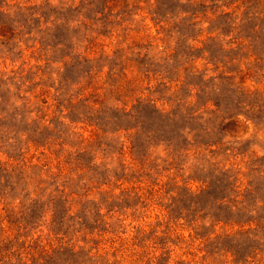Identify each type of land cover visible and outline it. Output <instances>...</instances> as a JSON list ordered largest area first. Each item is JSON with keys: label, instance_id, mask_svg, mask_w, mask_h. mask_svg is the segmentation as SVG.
<instances>
[{"label": "rangeland", "instance_id": "374dc122", "mask_svg": "<svg viewBox=\"0 0 264 264\" xmlns=\"http://www.w3.org/2000/svg\"><path fill=\"white\" fill-rule=\"evenodd\" d=\"M45 1L77 9L73 49L0 36V95L27 117L0 135V264H264V0L0 9ZM144 103L210 133L135 150L137 120L103 116ZM215 169L240 190L224 206Z\"/></svg>", "mask_w": 264, "mask_h": 264}, {"label": "trees", "instance_id": "16d2710c", "mask_svg": "<svg viewBox=\"0 0 264 264\" xmlns=\"http://www.w3.org/2000/svg\"><path fill=\"white\" fill-rule=\"evenodd\" d=\"M75 12L77 9L73 5H54L49 1L31 6H18L15 10L9 11L0 9V36L5 35L4 30L8 27L14 38L15 31H19L21 38L18 42H21L23 38L25 41L32 40L34 45L39 44L40 48L46 52L49 50H53V53L65 52L71 47L73 49V46H70L73 43L69 31L73 28V24L79 21V18H73ZM79 13L76 17H79ZM1 43L4 44V42ZM69 55L68 53L65 56ZM77 62L81 64L82 61L77 60ZM26 118L24 114L19 113V109L14 103H9L0 95V135L1 138L6 139L5 144L13 142L14 138L10 136L13 129L18 127L19 123L25 122ZM103 119L118 127L137 120L136 125L126 128L128 130L136 129L135 142L133 141L135 150L137 147L139 150L140 148L149 150L152 147L164 146L165 149L172 148L179 151L183 148L179 145L183 141H187V138L196 131V128H192L186 123L196 124L200 126V131L210 133L209 128L205 125L208 119L204 120L200 115L182 108L166 111L151 103H144L129 111L110 110V113L105 114ZM119 129L121 128L119 127ZM160 136L164 138L157 139ZM190 145L201 146L196 143ZM215 173L219 183L217 189L219 193L225 194L221 198H216V201H220L221 206H224L225 202L231 198L238 199L240 190L236 185V178L222 169H215ZM207 190H202L200 194H204ZM251 192V189L247 188L245 194H251Z\"/></svg>", "mask_w": 264, "mask_h": 264}]
</instances>
